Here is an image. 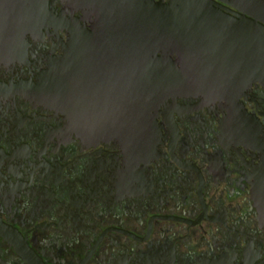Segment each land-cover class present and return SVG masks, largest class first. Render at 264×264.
<instances>
[{
  "label": "flooded vegetation",
  "instance_id": "1",
  "mask_svg": "<svg viewBox=\"0 0 264 264\" xmlns=\"http://www.w3.org/2000/svg\"><path fill=\"white\" fill-rule=\"evenodd\" d=\"M24 1L0 0V264H264V11L214 1L252 21L258 56L216 57L226 96L163 97L131 148L80 121L121 116L95 8L47 0L55 19L11 43ZM66 55L65 110L43 81Z\"/></svg>",
  "mask_w": 264,
  "mask_h": 264
},
{
  "label": "water",
  "instance_id": "2",
  "mask_svg": "<svg viewBox=\"0 0 264 264\" xmlns=\"http://www.w3.org/2000/svg\"><path fill=\"white\" fill-rule=\"evenodd\" d=\"M64 1L77 8L86 5L95 8L101 31L106 34L105 40L115 42L114 54L121 66V116L116 120L80 121L95 128V136L115 138L126 147L139 148L145 144L150 134L147 131L154 126L163 97L226 96L229 88L222 83L225 77H217L212 68L216 57L223 58L225 64L230 57L249 55L251 58L259 54L258 30L252 21L248 26V23L229 18L215 8V0H171L169 4L155 0ZM219 1L255 17L258 11H264V0ZM46 2L24 1L25 21L8 24L11 43L18 41L21 33L33 32L55 19L46 10ZM29 16L39 19H28ZM108 33L115 36L108 38ZM262 41L260 54L264 56V37ZM239 48H249L248 54L247 51L238 52ZM159 52L162 56H158ZM173 55L178 57L177 61L172 59ZM55 64L57 75L47 73L43 95L48 102L56 101L66 110L70 105L67 100L70 61L66 55Z\"/></svg>",
  "mask_w": 264,
  "mask_h": 264
}]
</instances>
